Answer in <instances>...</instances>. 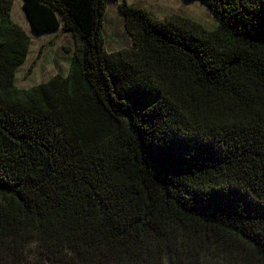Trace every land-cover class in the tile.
Masks as SVG:
<instances>
[{
    "label": "trees",
    "instance_id": "obj_1",
    "mask_svg": "<svg viewBox=\"0 0 264 264\" xmlns=\"http://www.w3.org/2000/svg\"><path fill=\"white\" fill-rule=\"evenodd\" d=\"M107 1L21 0L73 49L19 89L0 0V264H264V0H197L210 31L122 0L112 52Z\"/></svg>",
    "mask_w": 264,
    "mask_h": 264
},
{
    "label": "rangeland",
    "instance_id": "obj_2",
    "mask_svg": "<svg viewBox=\"0 0 264 264\" xmlns=\"http://www.w3.org/2000/svg\"><path fill=\"white\" fill-rule=\"evenodd\" d=\"M122 0H108L106 18L103 22L104 50L116 51L130 46V38L125 33L118 4ZM127 4L139 7L157 20L170 16L189 19L210 31L215 22L209 10L197 0H125ZM11 20L29 37V50L24 63L15 72L14 83L19 89H29L44 83L56 74L65 76L68 72L73 43L66 33L51 32L34 34L22 11L21 0H11Z\"/></svg>",
    "mask_w": 264,
    "mask_h": 264
},
{
    "label": "water",
    "instance_id": "obj_3",
    "mask_svg": "<svg viewBox=\"0 0 264 264\" xmlns=\"http://www.w3.org/2000/svg\"><path fill=\"white\" fill-rule=\"evenodd\" d=\"M22 11H23V13H24V16H25V18H26V20H27V22H28V24H29V21H28V19H27V16H26V14H25V11H24V9L22 8ZM29 26H30V30L32 31V33H34V31L32 30V28H31V25L29 24ZM34 34H36V33H34Z\"/></svg>",
    "mask_w": 264,
    "mask_h": 264
}]
</instances>
